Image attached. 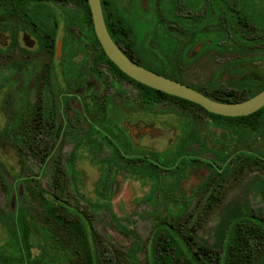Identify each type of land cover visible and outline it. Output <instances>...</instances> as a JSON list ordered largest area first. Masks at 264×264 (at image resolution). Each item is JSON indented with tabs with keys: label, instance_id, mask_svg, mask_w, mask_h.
<instances>
[{
	"label": "rangeland",
	"instance_id": "obj_1",
	"mask_svg": "<svg viewBox=\"0 0 264 264\" xmlns=\"http://www.w3.org/2000/svg\"><path fill=\"white\" fill-rule=\"evenodd\" d=\"M118 3L133 21L139 50L147 54L152 24L146 0ZM64 8L82 14L78 6ZM90 30L61 16L59 34L66 44L61 63L41 66L47 57L34 51L30 67L16 66L14 83L0 82V264H82L73 250L74 236L48 217L38 201V192L50 196L52 163L35 159L16 131L12 138V127L40 96L44 105H55L62 92H73L64 97L66 119L61 117L57 145L65 197L86 213L116 263L151 262L152 227L163 217L181 220L185 228L194 226L197 241L213 243L234 216L247 210L264 212V115L259 129L234 131L225 125L229 122L219 125L221 121L193 106L182 107L179 115L175 110H181L180 105L170 98L146 109L137 86L107 65L95 69L99 45ZM210 43L213 40L206 39L192 46L195 60L186 68L187 83L205 90L257 89L264 84V52L240 56L237 62ZM81 46L84 52L71 53ZM150 57L156 69L167 70L159 53ZM46 69L49 86L40 92ZM87 90L98 106L112 98L107 112L98 106L84 109L74 93ZM95 121L100 125L94 127ZM61 125L58 121L57 129ZM257 264H264V250Z\"/></svg>",
	"mask_w": 264,
	"mask_h": 264
},
{
	"label": "flooded vegetation",
	"instance_id": "obj_2",
	"mask_svg": "<svg viewBox=\"0 0 264 264\" xmlns=\"http://www.w3.org/2000/svg\"><path fill=\"white\" fill-rule=\"evenodd\" d=\"M101 2L105 22L112 38L131 59L142 66L188 84L197 90L201 89L220 97L235 98L236 102L246 100L264 89L263 84L257 89L248 86V88L243 87L241 89L221 86L205 90L187 83L184 79L186 68L195 60L190 54V50L198 41L213 40V44H208L209 47H212L221 54L230 53L234 55L237 62L240 56L243 55H261L264 52V6L262 5L264 0H146L148 11L146 14H148L152 24L151 33L147 36L145 43L150 51L147 54L139 50L133 21L130 16L125 14L123 8L119 7L118 0H101ZM69 4L81 8L73 0L43 1V5L49 11L39 10L42 4L33 0H0V82L8 85H10V82L14 83L16 66L30 67L32 52L34 51L44 53L47 57L41 66L55 68L61 63L66 48L65 37L59 34L61 16L67 17L73 24L80 25L83 23L86 25L82 11V14L76 15V13L70 14L64 8V5L68 6ZM229 10L232 15L231 25H228V20L223 24V18H227L225 15H227ZM209 14L212 18L217 19V27L214 25L208 26L207 17ZM38 18L42 19L45 26H38L39 22L36 21ZM193 19H202L203 25L199 29L193 30ZM225 31L229 32L231 36L230 40L223 38V35L226 33ZM193 32H195L194 34H200L202 38L195 39L193 42ZM209 32L218 33L222 35V38H218L220 40L214 42L215 39L206 37ZM84 47L73 48L71 53L75 55L76 52H84L86 49ZM98 50L99 55L94 60L95 69L100 65H107L111 69L110 64L102 58L100 46ZM154 52L159 53L162 59L161 65L167 68V70L161 71L156 69L152 64L154 58L150 57V53ZM67 65L72 66V63L69 62ZM48 71L46 69L42 73L40 84L47 80ZM236 73L238 77L240 70L237 69ZM45 86L43 91L48 88L49 84ZM10 93H13V91H9V95ZM70 94H73V92H62L59 100L54 105L55 121L56 123L60 121L62 124L57 129H60L59 131H61L64 125L62 118L63 121L66 119V114L63 110L64 97ZM74 95L83 104L82 106H84L85 110L96 109L99 105L97 98L91 90L74 93ZM140 95L142 101H144L143 93L141 92ZM108 100L102 106H98L104 112L108 111L111 103L113 104L112 98H108ZM158 102L160 101L157 97H152V100L150 99L149 102H143V106L148 109L159 104ZM175 111L180 115L184 109L182 111L181 107V110L177 109ZM19 120L20 117L17 121ZM254 120V118L239 119L231 126L230 123L225 124L221 119L219 120L221 121L219 125L225 124L234 131L242 130L243 128L257 130ZM98 125L100 123L97 121L93 123L94 127ZM16 126L15 123L12 127L13 133H11L13 139L15 138ZM187 127H189L188 124ZM121 140L122 142H131L129 138L124 136H121Z\"/></svg>",
	"mask_w": 264,
	"mask_h": 264
},
{
	"label": "trees",
	"instance_id": "obj_3",
	"mask_svg": "<svg viewBox=\"0 0 264 264\" xmlns=\"http://www.w3.org/2000/svg\"><path fill=\"white\" fill-rule=\"evenodd\" d=\"M33 1L42 4L39 10L49 11L43 5V1L50 2V0ZM73 1H76L80 5L84 23L90 26L94 39L102 50V58L110 64L111 70L116 76L128 80L142 90L144 102H149L150 99L152 100V97H157L159 101L170 98L175 100L180 107L193 106L199 108L210 118L228 121L231 126H233L232 124L236 120L254 118L256 120H254L255 127L259 129L264 106L247 116L230 117L214 114L197 103L157 90L126 75L107 57L101 47L94 30L88 0ZM226 16L227 18H223V24L228 20V25H231L232 15L230 10ZM36 21L39 22V27L40 25L45 26L42 19L38 18ZM216 21L217 19L212 18L210 14L208 15V26L214 25L217 27ZM202 25V19H193V30L199 29ZM225 32L223 38L230 40L231 36L229 32ZM194 33L192 34L193 42L195 39L202 38L200 34ZM206 37L219 41L220 39L218 38H222V35L209 32ZM46 79L39 86L40 92L50 82L49 71ZM198 90L220 101H236L235 98L220 97L214 93L201 89ZM40 97L39 101L33 104L30 103L29 110L21 115L15 130L21 145L35 159L43 162L44 165L49 162L53 165L50 196L47 197L42 192H38V201L48 217L60 226L65 227L74 236L76 242L73 250L75 253L78 251V258L82 264H118L115 261V255L109 252L106 243L101 240L86 213L78 207L72 206L65 197L67 184L62 155L57 148L59 130H57V123L55 121V106L52 102L44 105L42 96ZM125 144L130 146L131 142H125ZM216 172L220 173L219 169ZM214 196L215 194H211L210 197L213 198ZM16 219L19 220L18 217ZM194 232V226L185 228L181 220L169 219L167 217L158 220L152 227L150 236L152 242L151 246L148 247L153 256L151 262L148 259L147 264H257L262 250H264V212L260 210H247L234 216L227 224L222 236L213 243H208L206 240L202 242L197 241Z\"/></svg>",
	"mask_w": 264,
	"mask_h": 264
},
{
	"label": "water",
	"instance_id": "obj_4",
	"mask_svg": "<svg viewBox=\"0 0 264 264\" xmlns=\"http://www.w3.org/2000/svg\"><path fill=\"white\" fill-rule=\"evenodd\" d=\"M96 36L107 57L134 80L157 90L199 104L207 111L223 116H245L264 106V89L254 96L235 102L220 101L194 87L148 69L131 59L112 38L104 18L101 0H88Z\"/></svg>",
	"mask_w": 264,
	"mask_h": 264
}]
</instances>
